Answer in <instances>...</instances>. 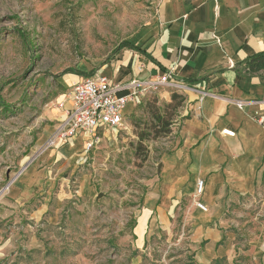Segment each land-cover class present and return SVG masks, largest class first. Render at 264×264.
Here are the masks:
<instances>
[{
  "label": "rangeland",
  "instance_id": "obj_1",
  "mask_svg": "<svg viewBox=\"0 0 264 264\" xmlns=\"http://www.w3.org/2000/svg\"><path fill=\"white\" fill-rule=\"evenodd\" d=\"M156 15L157 0H0V264H198L187 197L141 218L189 117L183 93H147L86 154L53 135L62 78L114 59ZM224 219L232 258L212 264H261L264 188Z\"/></svg>",
  "mask_w": 264,
  "mask_h": 264
},
{
  "label": "crops",
  "instance_id": "obj_2",
  "mask_svg": "<svg viewBox=\"0 0 264 264\" xmlns=\"http://www.w3.org/2000/svg\"><path fill=\"white\" fill-rule=\"evenodd\" d=\"M128 43L140 51L122 49L98 69L81 66L63 77L68 90L56 103L94 73L127 83L173 69L189 88L183 93L189 117L180 143L160 161L159 185L145 197L141 218L149 221L151 204H174V209L186 197L192 204L196 181L203 180L200 201L207 211L194 207L188 218L194 241L203 245L196 261H229L232 252L218 227L226 206L264 188V73H245L246 58L264 51V0H157L156 17ZM57 109L62 121L64 111ZM223 129L235 136L222 135ZM75 144L82 149L80 139L69 146ZM255 255L264 264V240Z\"/></svg>",
  "mask_w": 264,
  "mask_h": 264
},
{
  "label": "built area",
  "instance_id": "obj_3",
  "mask_svg": "<svg viewBox=\"0 0 264 264\" xmlns=\"http://www.w3.org/2000/svg\"><path fill=\"white\" fill-rule=\"evenodd\" d=\"M168 88L184 93L189 88L174 76L173 69L156 74L146 81L132 79L127 83H113L105 76L94 73L75 84L67 93L65 100L56 103L65 118L58 124L55 134L57 140L71 145L81 140L82 152L88 153L105 131L117 132L123 129L125 109L138 105L147 93ZM262 121L263 118L261 117ZM221 134L233 138L235 133L223 129ZM204 189L203 180H197L192 195L195 208L206 212L200 201Z\"/></svg>",
  "mask_w": 264,
  "mask_h": 264
},
{
  "label": "trees",
  "instance_id": "obj_4",
  "mask_svg": "<svg viewBox=\"0 0 264 264\" xmlns=\"http://www.w3.org/2000/svg\"><path fill=\"white\" fill-rule=\"evenodd\" d=\"M122 49H130L133 51H140L135 46L131 45L128 42H124L121 45H119L118 48L114 51V53H118ZM245 73L248 76H256L258 74L264 73V51L263 52H257L253 54L252 56H249L245 60ZM179 96L176 94H172L171 99L172 101H175L178 99ZM177 107H180V104H177Z\"/></svg>",
  "mask_w": 264,
  "mask_h": 264
},
{
  "label": "bare ground",
  "instance_id": "obj_5",
  "mask_svg": "<svg viewBox=\"0 0 264 264\" xmlns=\"http://www.w3.org/2000/svg\"><path fill=\"white\" fill-rule=\"evenodd\" d=\"M56 131V130H55ZM55 131L53 132V135L55 134Z\"/></svg>",
  "mask_w": 264,
  "mask_h": 264
}]
</instances>
